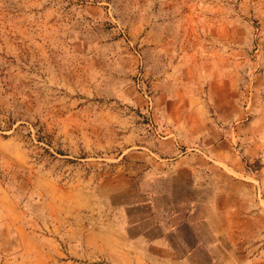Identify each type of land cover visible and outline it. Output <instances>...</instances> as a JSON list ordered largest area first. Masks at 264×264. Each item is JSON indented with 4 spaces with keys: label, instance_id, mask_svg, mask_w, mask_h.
<instances>
[{
    "label": "rangeland",
    "instance_id": "1",
    "mask_svg": "<svg viewBox=\"0 0 264 264\" xmlns=\"http://www.w3.org/2000/svg\"><path fill=\"white\" fill-rule=\"evenodd\" d=\"M0 264H264V0H0Z\"/></svg>",
    "mask_w": 264,
    "mask_h": 264
},
{
    "label": "crops",
    "instance_id": "2",
    "mask_svg": "<svg viewBox=\"0 0 264 264\" xmlns=\"http://www.w3.org/2000/svg\"><path fill=\"white\" fill-rule=\"evenodd\" d=\"M189 223H191V222H189Z\"/></svg>",
    "mask_w": 264,
    "mask_h": 264
}]
</instances>
